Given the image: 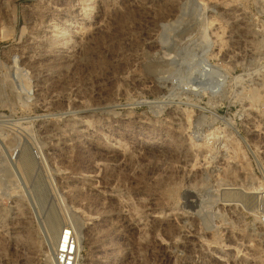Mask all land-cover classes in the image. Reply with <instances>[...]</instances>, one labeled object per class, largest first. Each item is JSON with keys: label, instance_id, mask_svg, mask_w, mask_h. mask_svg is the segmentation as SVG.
<instances>
[{"label": "rangeland", "instance_id": "374dc122", "mask_svg": "<svg viewBox=\"0 0 264 264\" xmlns=\"http://www.w3.org/2000/svg\"><path fill=\"white\" fill-rule=\"evenodd\" d=\"M71 211L77 264H264V0H0V264Z\"/></svg>", "mask_w": 264, "mask_h": 264}, {"label": "bare ground", "instance_id": "6f19581e", "mask_svg": "<svg viewBox=\"0 0 264 264\" xmlns=\"http://www.w3.org/2000/svg\"><path fill=\"white\" fill-rule=\"evenodd\" d=\"M186 9V8H185ZM191 9V8H190ZM193 10H195L196 9V7H194V8H192ZM186 15V14H185ZM179 23V22H178ZM166 33V32H165ZM165 33H164V35H165ZM164 40V39H163ZM166 40V39H165ZM207 72V71H206ZM204 73V72H203ZM156 74V73H155ZM220 73L218 72V71H216V70H211L210 72L208 71V73H207V77H206V82L209 84V86L211 87V90H213V91H220L221 90V84H220V82H219V75ZM162 79V78H161ZM199 79V78H198ZM221 80V79H220ZM11 83H8L7 82V86H12V85H10ZM5 85V84H4ZM208 86V87H209ZM226 94V93H225ZM248 98V97H247ZM253 98H255V96L253 97ZM21 161H22V164H23V168L25 169V171H27V173H32L33 171V168H32V166H31V163L26 159V157L23 155L22 156V158H21ZM3 170H5V173L8 175V168L6 167L5 169H3ZM23 170V169H22ZM24 171V170H23ZM235 197V196H234ZM246 200V199H245ZM251 200V199H250ZM69 217L71 218L70 220H71V223H72V225L70 224V223H68L71 227H72V229H73V232H72V235H73V238L75 239V250H74V253H75V256H76V264H77V262H78V258H79V253H80V246H79V238H80V234L82 233V229H83V223L81 222V220L75 215V213L73 212V211H71L70 213H69ZM154 218V217H153ZM50 220H52V222H49L50 223V225H52L51 227H53V229H54V232H53V234H54V236L53 237H50V241L48 242V248L50 249V250H52L53 248H55L54 249V256H55V253H59V249H60V247H61V239H62V231H63V229H61V225H57V221H56V224H55V221H53V217H51L50 218ZM49 220V221H50ZM53 223L55 224V225H53ZM63 228V227H62ZM52 229V228H51ZM50 229V230H51ZM50 234V233H49ZM76 234V235H75ZM77 236V237H76ZM77 238V239H76ZM63 246H65V245H63ZM52 252V251H51ZM54 256H53V259H54ZM46 261H45V263L46 264H56V262H55V259H54V262H53V259H52V257H51V255L48 253V255H46Z\"/></svg>", "mask_w": 264, "mask_h": 264}, {"label": "built area", "instance_id": "2783aa9c", "mask_svg": "<svg viewBox=\"0 0 264 264\" xmlns=\"http://www.w3.org/2000/svg\"><path fill=\"white\" fill-rule=\"evenodd\" d=\"M72 232L73 229L70 225H66L63 228L61 247L59 253H55L54 256L56 264H76V256L74 253L75 239L73 238Z\"/></svg>", "mask_w": 264, "mask_h": 264}]
</instances>
